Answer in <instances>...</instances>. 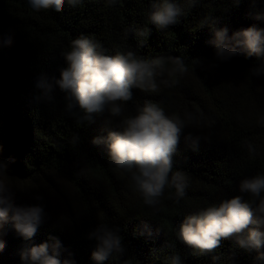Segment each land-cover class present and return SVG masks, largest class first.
Instances as JSON below:
<instances>
[{"label": "trees", "instance_id": "trees-1", "mask_svg": "<svg viewBox=\"0 0 264 264\" xmlns=\"http://www.w3.org/2000/svg\"><path fill=\"white\" fill-rule=\"evenodd\" d=\"M176 2L183 6L184 0ZM152 4L153 0H117L108 7L106 0H83L75 8L65 3L62 12H37L28 0H0V159L8 162L7 180L16 202L43 203L48 214L30 241L9 226L0 264H22V247L49 241L50 235L62 243L61 258L99 264L91 255L96 242L87 238L99 223L118 227L126 249L123 257L104 264H170L169 258L177 253L183 264H258L257 253L238 248L234 239L199 254L175 233L184 218L200 208L235 195L249 199L239 192L240 180L264 174V124L259 123L264 119V76L250 71L258 64L255 56L241 53L218 60L206 24L218 18L216 27H227L229 35L253 25L264 28V20L254 18L255 11L264 10V0L255 5L251 0L238 5L234 0H198L167 29L151 24ZM133 26L150 29L149 36L139 38L143 47L127 34ZM80 35L101 42L108 54L131 47L145 57L179 55L188 64L189 71L177 86L161 85L158 93L134 89L133 100L126 105L127 112L134 113L150 100L168 114H196L198 122L184 133L202 138L199 151H192L182 136L173 158V171L188 177L179 203L168 199L174 189H166L159 210L144 204L130 175L111 162L104 145L91 142L115 128L119 118L105 113L94 123L77 124L66 112L58 87L51 103L35 102L40 73L58 77L65 66L61 53ZM9 36L10 45L5 43ZM194 58L203 63L194 68ZM77 133L79 142L73 145ZM245 141L253 143L255 154L248 152ZM36 195L43 200L34 199ZM145 224L152 236L139 234Z\"/></svg>", "mask_w": 264, "mask_h": 264}, {"label": "clouds", "instance_id": "clouds-1", "mask_svg": "<svg viewBox=\"0 0 264 264\" xmlns=\"http://www.w3.org/2000/svg\"><path fill=\"white\" fill-rule=\"evenodd\" d=\"M82 2L28 0L37 12H62L65 3L75 8ZM251 2L255 5L256 0ZM116 3L117 0H106L108 7ZM197 3L198 0H184L181 6L176 0H153L149 20L158 29H167L179 23V18ZM239 3L240 0H234V4ZM254 18L264 20V10L255 11ZM217 22L218 18L206 21L213 33L209 43L215 47L216 58L228 61L241 53L246 57L255 56L258 64L250 71L254 76H264V28L253 25L229 35L227 27H216ZM127 34L137 37V46L143 47L144 41L139 38L149 36L150 29L133 26ZM5 43L10 45L12 37L9 36ZM61 55L65 66L59 69L58 77L45 72L38 76L36 88L39 91L35 102L51 103L58 87L64 94L66 112L77 124L94 123L105 113L119 118L115 128L107 129L106 135L96 136L91 142L104 145L111 162L130 175L144 204L159 210L166 189H174V195L170 192L168 199L179 203L186 194L188 177L181 170L173 171V158L182 136L192 151H199L202 138L184 133L189 124L198 122L196 114H168L150 100L138 105L134 113H128L126 105L133 100L134 89L158 93L161 85L167 88L177 86L189 71L184 58L179 55L145 57L131 47L108 54L101 42L86 35L74 38L69 49ZM202 63L200 58H194L193 67ZM259 123L264 124V119ZM78 142L77 133L71 143L76 145ZM244 144L250 154H255L253 143L245 141ZM7 171L8 162L0 159V252L6 246L4 237L9 226L24 240L30 241L48 218L43 203L16 202V192L7 180ZM239 192L247 194L249 199L235 195L187 215L176 230L177 240L199 254H206L220 247L222 240L234 239L238 248L255 251L258 264H264V174L241 179ZM34 199L42 201L43 197L36 195ZM138 232L153 235L147 224ZM87 238L96 242L91 255L99 264L110 258L123 257L126 252L119 228L107 223H99L87 233ZM49 241L23 246L20 250L22 264H74L70 258H61L65 250L58 237L50 235ZM169 259L170 264H183L178 253ZM124 264L130 262L124 261Z\"/></svg>", "mask_w": 264, "mask_h": 264}, {"label": "rangeland", "instance_id": "rangeland-1", "mask_svg": "<svg viewBox=\"0 0 264 264\" xmlns=\"http://www.w3.org/2000/svg\"><path fill=\"white\" fill-rule=\"evenodd\" d=\"M19 186H21L20 184H18ZM18 185H17V187H18ZM67 192L69 193V197L71 198V196H72V191H69V189L67 190Z\"/></svg>", "mask_w": 264, "mask_h": 264}]
</instances>
